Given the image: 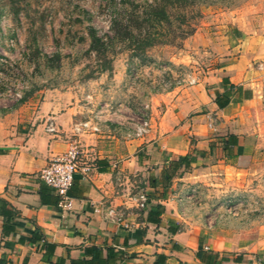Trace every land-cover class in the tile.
<instances>
[{"label":"crops","instance_id":"obj_1","mask_svg":"<svg viewBox=\"0 0 264 264\" xmlns=\"http://www.w3.org/2000/svg\"><path fill=\"white\" fill-rule=\"evenodd\" d=\"M226 42H221V48L229 47ZM171 60L188 65L192 58L178 55ZM198 74L197 83L190 87L152 96L148 111L151 130L143 138L125 136L127 121L121 114L112 115L100 133L84 137V158L94 160L95 167L87 174H75L66 208L57 206L55 193L38 178V172L68 148L73 138L72 123L88 115L85 103L72 101L70 93L50 90L27 123L0 125V198L21 216L15 230L5 236L1 234L0 217V264H45L40 245L30 242L34 225L48 241L57 244L55 257L66 262L79 258L81 246L89 242L126 252L129 258L120 264H152L157 255L164 257L160 264H264V225L249 243L236 238L228 228L185 227L169 189L165 198L148 202L131 228L102 217L108 205L133 207L131 191L136 174L141 176L140 188L148 193L151 188L142 186L145 178L159 177L166 159L185 155L191 148L204 150L206 155L197 158L188 172H178L185 173L184 180L213 181L222 174L250 170L256 146L250 141V133L239 130L243 127L239 118L257 100L259 71L244 55L239 59L226 55L215 58L206 72ZM223 79L242 91L219 108L214 99L228 87ZM46 119L53 120L56 132L46 131ZM228 134L238 138L230 157L224 155L218 141ZM244 158L250 162L239 164ZM158 203L163 206L160 221L146 222L149 207Z\"/></svg>","mask_w":264,"mask_h":264},{"label":"rangeland","instance_id":"obj_2","mask_svg":"<svg viewBox=\"0 0 264 264\" xmlns=\"http://www.w3.org/2000/svg\"><path fill=\"white\" fill-rule=\"evenodd\" d=\"M154 1L0 0V125L27 123L50 90L70 93L80 105L87 94L99 105L120 103L118 114L137 121L155 93L192 86L189 77L198 79L215 58L244 55L260 73L257 100L239 118V130L256 146L250 170L203 182L184 180V171L169 190L185 227L228 228L243 242L254 241L264 225V0H195L192 34L132 56L129 41L114 36L112 21L125 23L130 11L143 14ZM92 32L102 43L99 52L90 49ZM223 41L229 47L221 48ZM178 55L192 60L174 64ZM105 60L111 69L102 72ZM162 75L170 86L161 84ZM140 177H133L131 194L141 189Z\"/></svg>","mask_w":264,"mask_h":264},{"label":"trees","instance_id":"obj_3","mask_svg":"<svg viewBox=\"0 0 264 264\" xmlns=\"http://www.w3.org/2000/svg\"><path fill=\"white\" fill-rule=\"evenodd\" d=\"M196 5L195 0H157L149 4L143 14L130 11L125 23L121 19H114L111 25L112 32L116 38L128 40L132 56H139L153 46L173 44L175 37L184 39L192 34L195 27L190 25L188 20L191 18L190 14ZM174 22L177 24L174 25ZM131 28H134L136 33H133ZM90 37V49L99 52V47L102 45L100 39L93 32L90 33ZM107 63L106 60L103 62L100 71L104 72L111 69ZM223 81L228 84V87L223 92L217 93L214 99L219 108L225 107L233 96L241 94L242 91L241 87L229 83L225 79ZM218 141L224 155L230 157V149L237 144L238 138L234 134H228L226 138H220ZM210 147L213 148L214 145L211 144ZM205 155L206 151L191 148L185 155L166 159L159 177L148 176L142 182L143 187L151 188V191L147 193L148 202L151 199L165 198L171 182L178 172L182 169L190 170L197 158ZM159 186L161 190L158 189ZM162 212L163 206L159 203L149 207L146 222L158 223ZM0 217L2 219L1 234L4 236L15 230L16 223L21 218L19 213L4 198H0ZM30 242L40 245L42 261L45 264H120L129 258L128 254L121 249L108 245L98 246L88 242L81 246L82 253L79 258L69 259L66 262L62 257H55L54 251L57 244L48 241L36 225H34V230L31 233ZM197 255L200 253L197 252ZM163 260L162 255H157L152 264H160Z\"/></svg>","mask_w":264,"mask_h":264},{"label":"built area","instance_id":"obj_4","mask_svg":"<svg viewBox=\"0 0 264 264\" xmlns=\"http://www.w3.org/2000/svg\"><path fill=\"white\" fill-rule=\"evenodd\" d=\"M166 77L162 75L161 84L164 87L170 86ZM197 82V78L190 76L188 83L193 85ZM84 109L87 110L88 115L83 118H78L72 123L73 138L68 148L59 155L52 157L46 165L38 172V178L48 187H50L57 197V206L59 208H66L70 203L68 191L73 183L75 174L82 171L87 174L94 167V160L86 159L85 148L83 144L84 137L92 136L100 133L102 125L111 121V116L118 114L123 106L117 104L111 106L108 103L99 105L94 102L93 96L87 94L85 96ZM146 113L137 121L125 122V136L128 139L143 138L151 130V121L149 116V104L143 107ZM209 127L212 124L209 123ZM46 131L56 132L55 124L52 119H46ZM134 202L133 207H117L108 205L102 210V217L113 224L119 225L125 229L136 225V217L141 211H144L148 205L147 193L140 189L131 195Z\"/></svg>","mask_w":264,"mask_h":264}]
</instances>
